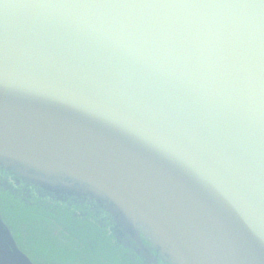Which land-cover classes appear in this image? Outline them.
<instances>
[{
    "label": "water",
    "instance_id": "95a60500",
    "mask_svg": "<svg viewBox=\"0 0 264 264\" xmlns=\"http://www.w3.org/2000/svg\"><path fill=\"white\" fill-rule=\"evenodd\" d=\"M0 166L170 264H264V0H0ZM0 264H34L1 217Z\"/></svg>",
    "mask_w": 264,
    "mask_h": 264
},
{
    "label": "flooded vegetation",
    "instance_id": "af4514ba",
    "mask_svg": "<svg viewBox=\"0 0 264 264\" xmlns=\"http://www.w3.org/2000/svg\"><path fill=\"white\" fill-rule=\"evenodd\" d=\"M0 217L34 264H170L90 196L50 192L1 166Z\"/></svg>",
    "mask_w": 264,
    "mask_h": 264
}]
</instances>
